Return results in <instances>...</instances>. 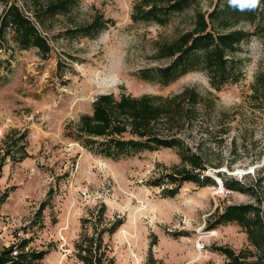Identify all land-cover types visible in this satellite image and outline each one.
I'll return each mask as SVG.
<instances>
[{"label": "rangeland", "instance_id": "obj_1", "mask_svg": "<svg viewBox=\"0 0 264 264\" xmlns=\"http://www.w3.org/2000/svg\"><path fill=\"white\" fill-rule=\"evenodd\" d=\"M8 1L50 52L21 50L10 31L0 34V251L26 241L23 253H45L35 264H80V237L118 223L102 234L112 264H227L224 249L243 263L264 264L241 227L217 222L227 206L264 202V89L258 100L252 91L264 74V38L252 36L227 56L238 79L219 92L201 70L161 86L140 78L169 63L155 60L157 45L189 31L194 15L211 12L218 0L191 1L163 26L131 18L142 0H71L54 15L47 7L57 0ZM4 9L0 4V16ZM98 17L109 21L98 34L76 32ZM186 88L213 100L198 105L176 134L193 151L201 143L204 185L168 183L179 165L174 149L113 160L74 137L79 117L100 95L168 98ZM226 180L242 190L226 189Z\"/></svg>", "mask_w": 264, "mask_h": 264}, {"label": "trees", "instance_id": "obj_2", "mask_svg": "<svg viewBox=\"0 0 264 264\" xmlns=\"http://www.w3.org/2000/svg\"><path fill=\"white\" fill-rule=\"evenodd\" d=\"M191 1L195 0H161L160 4L157 3L158 0H142L134 6L131 18L134 21H152L163 26L172 14L181 13ZM0 4L5 5L0 16V34L3 35L8 30L19 49L35 48L42 55H47L50 47L46 39L21 9L8 0H0ZM71 4V0H57L47 7V12L51 15L65 12ZM108 22L98 17L76 32L82 36L96 35ZM239 25H249L252 31L237 28ZM252 36L264 38V0H256L252 6L247 5L246 0H218L211 12H197L194 15L189 31L171 42L158 44L155 60L165 59L169 63L141 71L140 78L168 86L188 72L201 70L207 73L211 89L219 92L224 85L234 83L238 79L236 65L227 56ZM259 87L264 89V74L256 76L252 84L253 95L257 100L260 97ZM261 94L264 95V92ZM206 100L212 105L213 100L208 99V94L202 96L194 88H186L168 98L148 95H100L93 101L91 113L79 117L74 128V137L80 140L83 146L113 160L134 156L142 150L151 152L159 148L174 149L179 158V165L174 167L173 174L167 175L168 183L190 182L204 185L208 180V177L204 176L207 159L201 149V143H198L193 151L191 147L184 145L176 134L194 120L197 106L204 107ZM216 168H219V165ZM224 186L233 191L242 190L238 182L229 183L226 180ZM247 189L253 194L252 187ZM173 195L174 191H170L169 196ZM94 222L96 223V219ZM217 222L236 223L241 227L250 245L261 253L260 259L264 261V202L255 199L252 203L227 206L217 216ZM98 223L93 224V227ZM118 225L114 223L109 229H94L90 237L83 234L74 246L79 263L112 264L102 247V234L113 233ZM15 247L18 251L15 257L11 255L14 245L0 251V264H35L45 254L23 253L27 248L26 241L18 242ZM224 253L230 259L227 264H246L231 251L224 249Z\"/></svg>", "mask_w": 264, "mask_h": 264}, {"label": "built area", "instance_id": "obj_3", "mask_svg": "<svg viewBox=\"0 0 264 264\" xmlns=\"http://www.w3.org/2000/svg\"><path fill=\"white\" fill-rule=\"evenodd\" d=\"M18 242H19V241H18ZM18 242H16V243L13 244V245H14V248H13V250H12V252H11V255H12L13 257L17 256L18 251H17L15 245H17Z\"/></svg>", "mask_w": 264, "mask_h": 264}, {"label": "snow or ice", "instance_id": "obj_4", "mask_svg": "<svg viewBox=\"0 0 264 264\" xmlns=\"http://www.w3.org/2000/svg\"><path fill=\"white\" fill-rule=\"evenodd\" d=\"M247 5L252 6L256 3V0H246Z\"/></svg>", "mask_w": 264, "mask_h": 264}]
</instances>
